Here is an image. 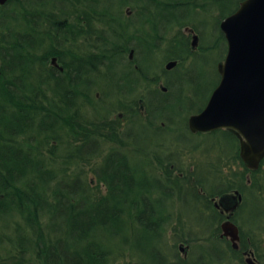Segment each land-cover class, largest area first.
<instances>
[{
  "label": "rangeland",
  "instance_id": "1",
  "mask_svg": "<svg viewBox=\"0 0 264 264\" xmlns=\"http://www.w3.org/2000/svg\"><path fill=\"white\" fill-rule=\"evenodd\" d=\"M45 2L48 5V9L46 11H53L54 13H62L59 11L58 13V6L52 7V1L53 0H9V2L5 5H3L0 8V12H3L6 9H11L14 7V2H22L25 6V14H20L21 12L17 13L14 9H11V19L8 20V22L14 24V26H17L14 31L17 32L18 29L21 26H24V24L33 23L34 18V11L37 4L40 2ZM120 0H113L112 5H117L120 7L119 12L115 13L116 18L115 19H109L110 23L107 22L105 19H96V10H93L90 12L93 16H89L88 20H83L81 18V21H78L84 25L85 28L88 29L89 33H79L76 36V39L74 40V43L71 44V46H63L60 48L64 56L68 58L67 55V49L70 50L74 55H77L78 57L82 58L83 56L87 57V54L89 52H96V53H103L104 55H108L107 58H112L114 61L111 63L115 64L120 62L121 65L125 68V63L129 67L132 62L128 63L129 60H127V53L128 48L131 46L130 43H134L135 40L133 38L135 36H138L139 31L142 29L146 30L145 33H151L152 31H158L159 28H161L162 24L164 23L165 19L169 18L170 15L166 13V11L158 12L154 10H147L144 12H139L134 5L136 4V0H126L128 2H125L123 4H118ZM204 1V6L208 5L207 0ZM71 2H77L76 0H63V5H66V13L69 11H75L76 13L82 14V9L89 10L88 5L86 4H76L78 6L77 10H72ZM139 2V1H138ZM79 3V2H78ZM141 4V3H140ZM139 4V5H140ZM211 4V3H210ZM52 7V8H51ZM204 10H203V9ZM217 3L212 2L210 7H200L198 6L197 9H194L195 12H191L199 19L193 18L192 16L188 15L189 21L193 24H195L198 29L201 31L202 40L201 44L203 46L209 45V48L205 50V54L201 55V61H193L190 64L188 63L189 58L185 59L184 61L180 62V65L175 67H178L180 70L184 69V67H188L186 70V74L197 75L198 83L193 84L190 82L185 81V78L180 79L179 78V72H176V70H172L168 73L170 75L171 79H174L175 82L172 86H170V91L168 95H162L160 93H154L149 92L147 96L145 97L147 109H149V116L148 120L152 121L153 123H161L160 121H164L162 126H154L147 123H144L142 121H138L135 119L131 123H129V135L128 138L132 142L133 145L138 146L139 148H142L141 150L145 149L146 151H155L156 154L159 156L163 155L162 149L166 147L168 149V145L170 144L169 141H176L178 144L173 147L171 159L173 161L174 167L172 168L174 175L177 171H183V172H190L191 168L195 170V176L198 180L203 181L205 186L209 189L211 188L212 184L208 179V174L211 171V168L209 165L211 163H216L217 173L221 169V163L220 160L221 155L223 154V161L226 158V154L222 152V154H215V145H217L222 151L225 147H227L229 144L233 143L232 138L224 131V130H218L214 134L212 133H202V134H192L190 133L187 128L185 127L186 117L189 112H195L198 108L203 106L206 97L208 96V93L212 87V85L215 82V70H216V59L221 55V53L224 50V44L221 42L219 46L212 47L214 42L213 37L217 36V20L216 16L220 15L219 10H216ZM203 10V11H202ZM8 11V10H7ZM47 13V14H48ZM26 14L28 19H26ZM148 16L151 18L156 17V19L150 23L148 26H143L142 23L144 22L141 17ZM69 16L71 17V12L69 13ZM84 16V15H83ZM175 17L178 16L176 13L174 15ZM4 17H7L6 14H4ZM21 17L22 19H18ZM106 17V16H105ZM214 17V18H213ZM208 18L209 24L206 25L204 28L206 30V33H203L201 28L204 27V24H202V20ZM24 19V20H23ZM42 18H37V24L38 27H40ZM106 21V22H105ZM121 21L122 28L120 26H117V34L115 35L113 32L114 26L117 25V22ZM199 21V24H198ZM25 22V23H24ZM45 23V22H44ZM181 24V25H180ZM48 27H51L49 23H46ZM182 23L176 22V23H169L164 24V29L162 35L163 38H159L158 36H155L154 42H158L156 46H152L150 50L151 40L146 37L145 42L142 43V50L138 56L140 64L143 66L144 70L150 73H147V75H152L160 73L162 68L164 67V63L168 59V56L172 55V53L166 49L170 48L176 51L184 50L185 47L180 43V40H177L175 38H172L173 32H181ZM19 26V27H18ZM6 28L7 26L0 25V28ZM18 28V29H17ZM43 28V27H42ZM1 33V31H0ZM6 35V34H5ZM152 35V34H151ZM103 37L110 39L111 41L114 40L116 43L113 44V46L118 45L119 43L124 42L126 44V49L123 53V56H121L119 53L114 51L113 53L108 52L109 46L107 44H103ZM129 37H131V40H129ZM3 39V38H2ZM0 39V48H2L4 51L5 49V43ZM59 43L61 39L58 40ZM122 41V42H121ZM126 41V42H125ZM224 41V40H223ZM177 43L175 45L171 43ZM49 43V41H48ZM171 44L167 46V44ZM207 43V44H206ZM35 50V49H34ZM33 50V51H34ZM32 51V52H33ZM38 53H42V50L38 48ZM179 53L184 54L183 51H180ZM53 54V53H52ZM136 57V54L134 55V58ZM2 59H6V55H0V64ZM69 59V58H68ZM136 59V58H135ZM222 59V56H221ZM220 59V60H221ZM216 60V61H215ZM79 61V60H78ZM76 61L74 64L78 63ZM50 63V57L45 61V63ZM136 62V60H134ZM107 64V61L105 62ZM21 66V65H20ZM127 67V68H128ZM130 68V67H129ZM174 68V67H173ZM65 69V68H63ZM102 69L100 66L96 65V71ZM122 69V67L118 68H107L104 67L101 72H93V75L95 76L96 85L99 88L100 91H108V96L104 97L103 99L101 97H96L94 95V92L89 91V89L85 86L86 84V77H85V71L82 73H77L75 71L74 74L77 75L75 78L76 82L72 79V76H69L68 72H65L60 78L65 80V84L63 86H59V93L55 94L53 92L47 91L45 93L44 90H42L39 86V88L42 91V94L44 96L43 102H48L45 97H49V99L58 98L60 101V108H56L57 105H50L48 108L53 109L54 113H61V114H68L69 108L72 106H69V103L72 100V98H76V96L73 95L71 92V88L75 86L77 88V92L79 96L82 97L83 100H81L80 103H84V100H91L92 106L96 107L97 105H101V112H95L97 118L100 119L101 117L107 116V113L110 111H116L117 105L119 104V101H115V91L117 90V87L113 84H110L114 78V76L118 73V70ZM71 70V69H70ZM80 70V69H77ZM153 70V71H152ZM47 66L44 65L43 61L34 62L31 68H27L23 71L24 74H26L24 77H21L18 73V80L23 82V87L27 88V86H30V93L33 92L35 89H37L36 85H42V79L46 77L45 85H43L45 88L49 89V87L54 85V79L47 80V74L49 75V72ZM73 73V70H71ZM152 71V72H151ZM81 77V78H80ZM80 78V79H79ZM79 79V80H78ZM78 80V81H77ZM128 81H131L130 78H128ZM21 82V85H22ZM31 82L34 84L32 85ZM51 82V83H50ZM65 88V90H64ZM131 91H126V88L124 86L120 87V91L125 95L127 98L131 99V96L136 97V95H140V90L142 88H139V86L135 85V87H130ZM96 89V88H95ZM94 89V91H95ZM178 92H181V96L178 97V100H176V95ZM27 94H29L27 92ZM61 96H64L63 99ZM24 97V96H23ZM61 98V100H60ZM118 99V97H116ZM137 98V97H136ZM66 99V100H65ZM137 100V99H136ZM162 100L169 101V103L162 104V109H158V103ZM59 103V102H58ZM79 106V103L76 104ZM83 105V104H82ZM114 106V107H111ZM116 107V108H115ZM81 108V107H80ZM106 109H110V111H107ZM72 110V109H71ZM85 113L89 114L92 112V109L90 107L86 106L84 109H82ZM51 114V115H52ZM145 114H137V117H140V120H144ZM52 117V116H51ZM46 120V119H45ZM127 125V124H126ZM125 125V126H126ZM159 125V124H157ZM35 130L34 132H30V138L34 140H30L31 142L39 141L42 145L43 141V135L40 134L39 130L35 127H33ZM49 130H47L48 132ZM158 143V145H156ZM190 143H193L195 147L189 146ZM196 143V144H195ZM107 147V142L104 143ZM59 152L61 151L58 147ZM206 150L210 151L207 152ZM107 149L103 148L102 152H106ZM42 155L46 157V159L49 161V155L47 154V151H45L44 148H42ZM147 160L144 158L143 155L140 153L130 150L128 152V159L131 163L132 172H136V186L141 188L142 191H151L154 193V198L152 199V206L155 210V217L160 218L162 214L165 212L167 213V209L171 211L170 214H166L164 220L166 222L162 223V228L160 225L157 226H150L146 223H140L137 219H134L133 221H129L126 219V217L120 218L119 222L118 220H111V222L107 225L102 226L100 230H97V228L92 231V229L89 232V238L96 237L97 240L101 239L103 248H106L107 251L104 253V259L103 261L98 262H92L93 264H167L168 262H174V264H179L181 262L182 258V252L178 251V242L180 241H187L191 245V250L187 257H189L188 264H221L222 257H205L202 259L201 257H197L196 255L198 253H204L209 252V255H217L220 256L221 252L219 253L218 247L216 245V240H204L200 241L198 243H195L192 247V244L194 241H191L190 237L187 235L186 232H188V229L191 228V225H195L198 227L199 230H206L208 228V225H206V220L208 217L204 214H202L200 201L196 198V195L193 193V189L191 187H186L184 184L183 186H180L177 183H171V188L166 189L165 187L169 184L165 182L162 178H153L148 175H145V171L153 169H157L154 165L153 160L151 157L146 155ZM209 164V165H208ZM232 167L230 169H237L240 165L237 164H230ZM243 167L241 168V170ZM221 175H225L224 171L220 172ZM89 182V190L91 189L95 190V193H103L105 190L108 189L107 186L101 184L98 182L97 179H95L92 174H88ZM242 176H245L243 174ZM175 178V177H174ZM177 178V176H176ZM245 179V177H242ZM129 180H132L133 178H127ZM255 179L259 181L261 184H264V162L262 163V166L258 169V171L255 174ZM195 183V181L193 182ZM196 184H199L196 183ZM114 185V182H112V186ZM134 185H129V188L126 189L123 187L117 190H114L118 194H121L119 197L121 200L123 199V203L121 205H127L130 202H133L132 200L129 201L130 198L135 197L136 200V189L137 187ZM91 187V188H90ZM252 189L250 193H248L249 189ZM245 195L248 193V201L250 203V211L249 214L245 217V221L248 224V226L243 225V230L246 233V237L248 239L247 244L251 246V243L253 244V247H264V189H260L257 187V189H253L251 184H246L245 188ZM113 191V192H114ZM113 192L108 196V206H112V195ZM124 192V193H122ZM253 193L256 194L253 195ZM131 194V195H130ZM128 198V199H127ZM119 199V202H121ZM262 201V202H261ZM120 204V203H119ZM260 204V207H259ZM106 210V208L104 209ZM124 211H126V208L124 207ZM125 215L128 217V219H132L137 215V209L132 208L128 210ZM9 216V215H8ZM12 218L16 219L17 217V211H12ZM179 217H182L183 220L187 223H182L180 221ZM23 218V217H22ZM19 219V218H18ZM169 219L171 221H169ZM5 228V232L9 233L8 235L15 236L17 239H22L24 237V234H21L19 237V233L21 231H14L11 227L17 222L19 225L24 226V221L22 220H3L2 221ZM27 230L30 228L27 226ZM26 230V231H27ZM25 231V232H26ZM24 232V233H25ZM28 232V231H27ZM8 245H12L9 243L2 242L0 243V264H7L8 260L17 261L20 260L21 264H40L38 259L32 257L29 251H18V250H11L9 251V248H5ZM93 252L95 251V248L92 245H89ZM192 252V253H191ZM192 256V257H191ZM260 255H258L259 257ZM191 257V258H190Z\"/></svg>",
  "mask_w": 264,
  "mask_h": 264
},
{
  "label": "trees",
  "instance_id": "2",
  "mask_svg": "<svg viewBox=\"0 0 264 264\" xmlns=\"http://www.w3.org/2000/svg\"><path fill=\"white\" fill-rule=\"evenodd\" d=\"M76 1V3L71 2L72 10H77L76 4H86L89 10L82 9V14L75 11L66 13V5H63V0H53L52 7L58 6V13L59 11L63 12L57 14L49 11L48 13L46 11L48 5L43 1L40 2L33 10L36 19L33 20L32 28L30 27L28 30V26L24 25L17 28L18 31L15 32L11 23L5 21L7 17L0 16V25L7 26L0 28V39L3 38L6 49L3 54L6 55V59H3L2 63L11 64L13 54V58L19 61L20 73L24 77L25 69L32 67L34 62L39 59L45 63L48 56L53 53L57 54L68 73L71 72L69 75H72L73 62L66 60L63 51L59 50L58 46L63 47L67 44V46H71L79 33H89L88 29L78 21H81V18L88 20L89 16H93L90 14L91 11L96 10V19H105L110 23L109 19H115V13H118L120 9L117 5L111 4L113 0ZM138 1L136 0L134 7L139 12L148 9L146 4L151 2L150 0ZM8 2L9 0H7ZM125 2L128 1L120 0L118 4ZM187 2L190 3L188 6L192 10L198 6L192 0ZM212 2L217 3L220 11L219 17L231 12L238 5V0H210L211 4ZM176 4L179 2H173L171 6ZM180 4H184V2ZM201 6L207 7L204 4ZM11 9L17 13L21 12L22 15L26 12L22 2L19 4L14 2V7ZM11 9L8 8L3 12L6 13L7 10L11 12ZM70 12L71 17L69 16ZM37 18H42L40 27H38ZM141 19L144 21L142 25L148 26L156 17L143 16ZM174 22L184 24L186 20L185 17L180 16L176 17ZM46 23H49L51 27H48ZM117 26L122 28L121 21H118L114 26L115 35L118 31ZM146 30L137 33L146 38L148 34H151L145 33ZM221 35L222 33L219 32L218 37ZM103 38V44H107L109 47L116 43L114 40ZM59 39H61L60 43ZM129 39L131 40V37ZM217 42L218 38L215 40V44ZM123 45H125L124 42L120 43V47ZM38 48H42L40 49L42 53H38ZM29 49L35 50L32 52ZM107 51L110 52L111 49L109 48ZM107 56L103 53L91 54L89 52L85 59L91 62L92 58H100L101 63L102 58ZM15 60L13 61L15 62ZM0 68V243L11 244L12 242V245L7 246L6 244L5 248L8 247L9 251L12 249H19V252L29 251L32 257L39 260L40 264H93L94 261H103L105 257L103 250L107 251V249L103 248L101 239L89 238V232L91 229L94 231L95 228L100 230L111 220L119 222L121 209L118 205L123 203V199L121 200L123 197H119L121 194L114 190L120 187L128 189L129 185L126 186V182L117 179L114 174V170L119 169L117 168L118 164L122 166L124 161L119 160L117 165L115 163V167L111 165L110 158H116L111 157L109 149L99 156L101 158H97V154H101L103 148H106L105 142L100 141L99 143V137L106 138L105 135L101 133L99 136L94 132L97 125L107 122L104 117L95 119L97 116L94 111L100 112L101 105L91 107L92 102L89 99L80 103L81 101L77 102L75 98H72L73 101L69 103V106L72 107L69 108L68 114L58 112L52 114L54 110L48 107L53 103L57 105L56 108H60L58 107L61 105L58 98L45 97L48 102H43L44 96L40 88L35 89L31 97H26L27 100L19 98L13 91L16 83L12 80V72L5 73L3 67L0 66ZM51 68L49 67V71H47L49 72L47 80L54 79V85L49 89L44 86L42 88L47 95V91L60 94L59 86H63L65 80L60 79L62 77L59 76V72ZM42 82L45 85L46 80L44 79ZM31 84L34 83L31 82ZM61 97L63 99L64 96ZM115 101H119L117 108L115 107L117 110L127 108L125 105L128 101L127 97L118 98ZM77 103L79 106L76 105ZM85 106L86 109L90 107L92 112L87 114L82 111ZM127 120H129L128 117ZM33 127L43 135L42 145L39 141H30L34 140L30 138V132L35 130ZM47 130L49 131L47 132ZM42 148L50 156L49 161L42 155ZM95 157L98 160H104L100 169L102 174L98 175L97 180L104 183L108 187V191L106 193L92 192L93 195L92 193L90 195V180L87 172L88 169H92ZM124 166L127 168V163H124ZM128 166L131 167V164L128 163ZM112 182H114L113 186ZM112 192L114 206L110 207L107 203L108 196ZM105 208L106 210H104ZM13 210L17 211L16 219L11 216ZM9 218L12 221H24V226L17 222L11 227L14 231H21L19 237L24 234L22 239H17L4 231L6 224H3L2 221L9 220ZM27 226L30 227L28 230ZM89 245L95 248V252ZM258 246H256V252L260 255L258 258L261 259L264 256V247ZM7 264H21V261L8 260Z\"/></svg>",
  "mask_w": 264,
  "mask_h": 264
},
{
  "label": "flooded vegetation",
  "instance_id": "3",
  "mask_svg": "<svg viewBox=\"0 0 264 264\" xmlns=\"http://www.w3.org/2000/svg\"><path fill=\"white\" fill-rule=\"evenodd\" d=\"M176 7V6H173ZM179 7V6H178ZM166 13L170 15L169 19L174 17L178 11L176 9H167L165 10ZM163 12V11H162ZM181 14L188 13L186 9H180ZM199 24V21H198ZM187 29H182L181 34H185V45L187 47V52L184 53V56L187 55L189 57L192 54H196L198 57L205 54L204 48L201 44L202 35L201 31L198 29V27L191 23V25H187ZM164 25L159 28L157 34L155 36H158L159 38H163V35L161 32H163ZM197 34L198 36V44L195 48H191L190 46V40L193 34ZM154 39H157L155 38ZM182 36V35H181ZM181 36L177 34V32L172 33V38H175L177 40L181 39ZM135 48L133 47V53L132 57H130V49L127 53V60L128 63L132 62V64L128 67L125 63V68L121 65L120 62L118 63H111L113 60L106 59L109 62L110 68L112 69L113 66L119 65L122 67L121 72L117 73L112 82L110 84H113L117 87V90L115 91V100L118 97L119 99L125 98L126 96L123 95V93L120 91V87L124 86L126 88V91H130V87H135V85L139 86V88H142L140 90V95H136V97L131 96V99L127 98L128 101L126 102V109L125 110H117V111H110L107 113L105 120H107L106 123H100V125L96 126L94 132H96L99 136L102 134L105 135L106 138H100L99 137V143L101 142H107V151L109 149L110 153L112 154L111 157H115L116 159L110 158L111 165H117V162L124 161L123 165L120 166L118 164L119 169L114 170L115 177L117 179H120L124 182H126L127 185H135L136 186V172H132V168L128 166V163H130L128 159V152L130 150H134L141 155L144 156V158L147 160L146 155L151 157V159L154 162V165L156 166V170L151 168V170L145 171V175H148L153 178H162L165 180V182L169 185H167L165 188L170 189L171 183H177L180 186L191 187L193 190V193L196 195V198L200 201L201 211L202 214L206 215L208 219L206 220V225H208V228L206 230H199L197 226L191 225V228L188 229L187 235L190 237L191 241H194L192 244V247L195 243H198L200 241L204 240H216V245L219 248V253L221 252L220 256L217 255H209V252L204 253H198L196 256L201 257L204 259L205 257H222L221 264H247L246 257H255L257 258L255 254V247H253V244L251 243V246L247 244V237L246 233L243 230V225L248 226V224L245 221V217L249 214L250 211V203L248 201V193L251 192V188L248 190V193L245 195V188L246 184L250 183L252 188L257 189V183L258 181L255 179L256 170L248 169L245 167L242 163L241 156L239 154V139L238 137L232 133L229 129L224 127H218L211 130L201 131H191L188 126V116L191 113L199 112L203 106L205 105L211 91L216 86L218 80H219V74L217 73L215 75V82L212 85L208 96L206 97V100L200 108H198L195 112H189L186 117L185 127L187 130L192 134H202V133H212L214 134L218 130H224L233 140L232 144H229L227 147L223 149V151L215 145V154H222L224 152L226 155L225 160L223 161L224 157L223 154L220 157V160L222 161L221 169L217 173L216 163H211L210 168L211 171L208 174V179L211 182L212 186L211 188H207L203 181H200L195 176V170L191 168L190 172H183V171H177L175 172L176 175H174L172 168L174 167V164L171 159V154L173 148L168 145V149L164 147L162 149L163 155L159 156L155 153V151H146L142 148H139L138 146H135L132 144L130 139L128 138L129 135V123L132 122V113L136 111L137 114L146 115L145 117H148L150 112L149 109H147L146 100L145 97L149 92L154 93H160L162 95H168L170 91V86H172L175 82L174 79H171L170 75H168L169 72L172 70H176V72L179 71L178 67L173 68H167V62L171 59H168L164 63V67L162 68L160 73L147 75V72L144 70L143 66L140 64L138 56L142 50V43L144 42V36H135L133 38ZM153 46V43H151ZM155 45L158 44V42L154 43ZM173 45L177 44L175 42L172 43ZM171 45V44H170ZM168 49L172 55H175L173 58L172 55L168 56V58H172L176 60L175 65L179 66L181 62V58L183 55L179 53L180 51H176L170 48ZM136 54V59L134 58V55ZM77 63V70L78 73H81V71L88 72L87 74H91L96 70V66H94V60L92 59L91 62L81 61L78 59ZM106 60H101V62H106ZM136 60V62H134ZM96 61V59H95ZM100 61V60H97ZM81 65L87 66V68L83 69L81 68ZM108 65V66H109ZM128 67V68H127ZM188 67H184V69H181L179 71V78H185V81L197 84L198 78L197 75H191L186 74V70ZM153 71V70H152ZM151 71V72H152ZM86 84L85 86L89 89V91L94 92V95L96 97H107L108 91H100L99 88L96 85V79L94 75H86ZM81 78V77H80ZM79 78V79H80ZM128 78L132 79L131 83H129ZM78 79V80H79ZM77 80V81H78ZM76 82V81H75ZM137 82V83H136ZM96 88V89H95ZM95 89V91H94ZM181 96V92H178L176 95V100H178V97ZM137 99V100H136ZM169 103V101L162 100L158 103V109H162V104ZM124 107V106H122ZM77 114H79V111H77ZM136 114V115H137ZM77 117V116H76ZM127 117L129 120H127ZM131 119V120H130ZM161 123H153L150 122L154 126L161 127L164 121H160ZM127 124V125H126ZM126 125V126H125ZM196 144V143H195ZM158 145V143L156 144ZM189 146L195 147L193 143H190ZM109 147V148H108ZM207 152H210L206 150ZM104 152L101 154H97V158H101V156ZM96 157L94 158L95 161L92 163V169H88L87 173H91L94 178H96L98 175L102 174L101 164L104 160H98ZM149 163V161L147 160ZM124 163H127V168H125ZM237 164L240 165L237 167V169H230L232 165L230 164ZM131 164V163H130ZM262 164L260 165V167ZM115 167V166H114ZM243 169L241 170V168ZM221 171L225 172V175H221ZM117 172V174H116ZM194 172V173H193ZM245 174V176H242ZM177 176V178H176ZM127 178H133L132 180L126 179ZM175 177V178H174ZM242 177H245L243 179ZM195 181V183H193ZM199 184H196L198 183ZM122 186L123 185V182ZM105 185L104 183H101ZM106 186V185H105ZM137 187V186H136ZM121 190V187L118 188ZM107 191V190H105ZM136 200L134 197L130 198L133 201V204L130 205V209L135 208L137 209V215H139V218L137 217V220L140 223H146L149 225H162V223L166 222L164 220L166 214H170L171 211L167 209V213H163L160 218L155 217V210L152 206V199L154 198V193L151 191H142L141 188L137 187L136 189ZM253 195L256 196L255 193ZM128 199V198H127ZM262 202V201H261ZM260 207V204H259ZM180 221H182L181 224L187 223L183 220L182 217L177 218ZM169 221H171L169 219ZM235 226L237 228V231L235 229ZM249 227V226H248ZM234 232V234H233ZM237 234V237H236ZM255 245V244H254ZM178 251L182 252V260L179 264H188L189 257L188 254L191 250V245L189 242L183 240L178 242ZM192 253V252H191ZM192 257V256H191ZM190 257V258H191ZM167 264H174V262H168Z\"/></svg>",
  "mask_w": 264,
  "mask_h": 264
},
{
  "label": "water",
  "instance_id": "4",
  "mask_svg": "<svg viewBox=\"0 0 264 264\" xmlns=\"http://www.w3.org/2000/svg\"><path fill=\"white\" fill-rule=\"evenodd\" d=\"M220 27L227 44L217 63L220 78L204 107L189 116L188 126L192 131L225 127L234 132L245 164L256 168L264 157V0H241ZM190 43L196 47V34ZM55 60L53 56L57 65ZM247 261L257 264L249 257Z\"/></svg>",
  "mask_w": 264,
  "mask_h": 264
},
{
  "label": "bare ground",
  "instance_id": "5",
  "mask_svg": "<svg viewBox=\"0 0 264 264\" xmlns=\"http://www.w3.org/2000/svg\"><path fill=\"white\" fill-rule=\"evenodd\" d=\"M214 18V17H213ZM216 18V20H217V33H219L220 31H222L221 30V27H220V22H221V20L223 19V18H221V17H219V16H216L215 17ZM202 24H204V27L203 28H201V30H202V32L203 33H206V30L204 29L205 27H206V25L207 24H209V19L208 18H206V19H204L203 21H202ZM59 50H60V48H58ZM53 56H55V57H58L57 56V54H52ZM118 67H120L119 65H115V66H113L112 67V69L113 68H118ZM121 72V69L120 70H118V73H120ZM74 77L76 78L77 77V75H74ZM131 81H132V79H131ZM131 81H129V83H131ZM137 83V82H136ZM71 92L73 93V95L74 96H76V98H75V101H77V102H79V101H81V100H83L82 99V97L81 96H79V94H78V92H77V88L75 87V86H73L72 88H71ZM107 111H110V109H106ZM100 112H101V110H100ZM132 114V117H131V119H132V121H134L135 119H137L138 121H142V122H144V123H147V124H150V125H152L150 122V120H148V117H145L144 118V120H140V117H137V112L136 111H134V112H131ZM170 142V146L173 148V147H175L178 143L176 142V141H169Z\"/></svg>",
  "mask_w": 264,
  "mask_h": 264
}]
</instances>
